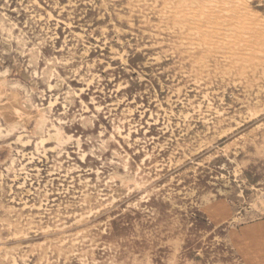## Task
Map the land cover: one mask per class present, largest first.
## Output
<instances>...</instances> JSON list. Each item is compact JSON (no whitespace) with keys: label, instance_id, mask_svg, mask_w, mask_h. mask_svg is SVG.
<instances>
[{"label":"rangeland","instance_id":"obj_1","mask_svg":"<svg viewBox=\"0 0 264 264\" xmlns=\"http://www.w3.org/2000/svg\"><path fill=\"white\" fill-rule=\"evenodd\" d=\"M3 75L0 264H264V0H0Z\"/></svg>","mask_w":264,"mask_h":264},{"label":"bare ground","instance_id":"obj_2","mask_svg":"<svg viewBox=\"0 0 264 264\" xmlns=\"http://www.w3.org/2000/svg\"><path fill=\"white\" fill-rule=\"evenodd\" d=\"M207 4V3H206ZM242 10V9H241ZM244 32V31H243ZM2 36V35H1ZM2 38V37H1ZM7 38V37H6ZM8 39V38H7ZM9 41V40H7ZM11 41V40H10ZM163 44V43H162ZM245 46V45H244ZM17 47V46H16ZM22 50V49H21ZM253 51V50H252ZM23 53V52H22ZM24 55V53H23ZM25 56V55H24ZM38 57V56H37ZM36 58V57H35ZM34 58V59H35ZM33 59V60H34ZM30 60L31 57H30ZM39 60V58H38ZM122 60V59H121ZM29 61V60H28ZM123 61V60H122ZM125 61V60H124ZM123 61V62H124ZM36 62V61H35ZM31 63V61H30ZM28 65V64H27ZM36 65V64H35ZM38 68V67H37ZM110 68V67H109ZM42 73V72H41ZM35 74V73H34ZM229 74V73H228ZM37 75L33 76L36 77ZM42 78V75H40ZM142 78V77H141ZM44 80V79H43ZM61 80V79H59ZM50 82V80H49ZM49 82H47L49 84ZM58 82V81H57ZM60 82V81H59ZM195 82V81H194ZM63 85V84H62ZM15 85L9 84L5 79L4 75L0 79V118L4 120L7 124L11 126H15L16 123H21L24 126H27L31 121L35 122L33 130L36 133H40L42 130L43 122H44V109H35L32 111V107L30 102L26 99H22L17 92L12 91ZM20 87V85H16ZM48 86V85H47ZM50 86V85H49ZM54 86V85H53ZM52 86V87H53ZM61 86V85H60ZM61 88V87H60ZM10 89V90H9ZM257 89V88H256ZM264 90V89H263ZM224 91V89H223ZM43 93V92H42ZM212 93V92H211ZM214 93V92H213ZM218 93V92H217ZM203 96V101H204ZM257 102V101H256ZM255 102V103H256ZM201 103V101H200ZM199 104V103H198ZM209 104V103H208ZM200 105V104H199ZM261 112V111H259ZM253 116V115H252ZM247 117V116H246ZM251 117V116H250ZM249 117V118H250ZM248 118V119H249ZM253 118V117H252ZM250 118V119H252ZM231 119V118H230ZM254 119V118H253ZM234 120V119H233ZM241 121V120H240ZM59 122V121H58ZM247 122V121H246ZM124 123V122H123ZM60 124V123H59ZM240 125V124H239ZM238 126V125H237ZM15 128V127H14ZM256 128V127H255ZM231 130V128H230ZM216 131V130H215ZM221 133V131H220ZM223 133V132H222ZM223 135V134H222ZM226 135V131H225ZM54 137V136H53ZM17 138V137H16ZM24 146V145H23ZM204 149V148H202ZM36 151V150H35ZM200 151V150H199ZM198 151V152H199ZM83 158V155H82ZM183 162V161H182ZM77 171V170H76ZM67 175V173H66ZM152 181V180H151ZM138 190V189H137ZM129 193V192H128ZM143 198V197H142ZM5 211V210H4ZM81 220V219H80ZM6 239V238H5ZM6 242V241H5ZM6 258V257H5ZM24 260V259H23Z\"/></svg>","mask_w":264,"mask_h":264}]
</instances>
